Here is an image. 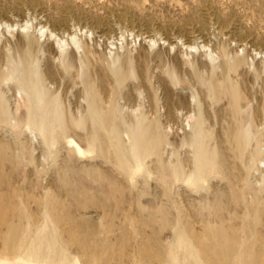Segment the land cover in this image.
Masks as SVG:
<instances>
[{
	"label": "rangeland",
	"instance_id": "374dc122",
	"mask_svg": "<svg viewBox=\"0 0 264 264\" xmlns=\"http://www.w3.org/2000/svg\"><path fill=\"white\" fill-rule=\"evenodd\" d=\"M26 260L264 264V0H0V264Z\"/></svg>",
	"mask_w": 264,
	"mask_h": 264
},
{
	"label": "bare ground",
	"instance_id": "6f19581e",
	"mask_svg": "<svg viewBox=\"0 0 264 264\" xmlns=\"http://www.w3.org/2000/svg\"><path fill=\"white\" fill-rule=\"evenodd\" d=\"M30 37V36H29ZM29 41V40H28ZM34 71V70H33ZM33 71L31 72V73H33ZM23 73V72H22ZM47 110V109H46ZM49 111V110H48ZM50 113H51V111H49ZM42 113V112H41ZM47 116H48V118H46V115L45 114H41L40 115V118H37V120L38 121H36V120H34V119H31V118H29V122H28V125H29V127L30 126H32V125H36L37 123L39 124L40 123V127L38 128V130H39V132L44 136V135H46V132H50V133H52V132H54V128L53 127H47L46 129L44 128V126H45V124L46 123H48V122H50L51 123V125L54 123L53 121H55V113L53 114L52 113V116L50 117L49 116V114L47 113ZM144 131V130H143ZM134 138L135 139H138L139 138V127H137L136 129H135V131H134ZM71 142H73L74 144H75V146H77V148H78V151L80 152V153H84V150L75 142V141H71ZM132 150H133V156L136 158V160L138 161V164H139V167H141L142 166V163H140L139 162V158H138V156H139V153H138V151H137V146L136 145H133L132 146ZM192 180H193V178H190V180H188V181H191L192 182ZM48 250V249H47ZM45 256L44 258H42V260L44 261H49L50 263H57V261H58V263H63V261L65 260V257L62 255V253H60L59 255H54L53 254V252L52 253H50V251L48 250L47 251V253L45 254V255H41L39 252H35V253H32V252H30V253H28L27 254V257L28 258H30L31 260L32 259H36V258H38V256ZM25 261V260H24ZM27 261V263L26 264H29V263H31V261L30 260H26ZM30 261V262H29ZM64 262H67V260H65ZM42 263V262H41Z\"/></svg>",
	"mask_w": 264,
	"mask_h": 264
}]
</instances>
